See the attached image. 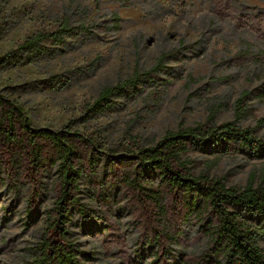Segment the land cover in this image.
Wrapping results in <instances>:
<instances>
[{"label":"rangeland","instance_id":"1","mask_svg":"<svg viewBox=\"0 0 264 264\" xmlns=\"http://www.w3.org/2000/svg\"><path fill=\"white\" fill-rule=\"evenodd\" d=\"M223 1L227 11L217 17L212 0H0V97L14 102L33 127H67L93 141L87 151L92 171L79 170L78 206L70 209L65 225L83 264H124L118 249L135 264L152 260L154 245L141 242L135 209L123 192L125 180L136 171L135 147L147 148L168 132L204 125L210 113L213 125L232 122L264 141V98L247 100L239 117L233 110L241 92L264 81V0ZM112 15L119 18L115 31L107 29ZM61 18L91 35L67 37L63 47L44 42L52 55L42 59L25 53L15 65L5 60L19 43L50 31ZM244 48L260 57H242ZM158 63L162 71L125 89L112 108L91 118L83 115L102 88ZM179 158L193 177L205 174L240 189L252 174L254 184L264 187V154L239 148L224 153L220 144H209ZM139 171L156 191L158 177ZM55 177L54 170L41 175L37 208L27 217V182L14 179L11 190L0 168V264H25L35 255ZM223 206L259 229L255 243L264 261V215ZM191 219L181 226L177 243L169 244L166 264H182L183 257L196 258L205 249L206 240ZM161 221L164 234L171 236ZM113 233L123 246H107Z\"/></svg>","mask_w":264,"mask_h":264},{"label":"trees","instance_id":"2","mask_svg":"<svg viewBox=\"0 0 264 264\" xmlns=\"http://www.w3.org/2000/svg\"><path fill=\"white\" fill-rule=\"evenodd\" d=\"M212 6L217 17H222L227 11L223 0H212ZM239 19L248 23L242 17ZM118 22L119 18L112 15L107 29L117 30ZM91 33L82 25L71 27L66 18H61L56 20L50 31L28 37L4 58L14 65L25 53L34 59H42L52 55L43 47L44 42L63 47L67 37L90 36ZM241 55L260 57L250 55L246 48ZM159 66L158 63L144 73L135 70L126 80L102 88L96 98L83 108V115L91 118L112 108L114 98L122 96L125 89H135L138 84L155 76L161 70ZM262 98L264 81L253 90L239 94L233 106L234 117L245 113L247 100ZM211 117L212 113L204 125L168 132L150 147L134 148L131 160L136 171L125 180L123 192L135 209L133 220L141 242L154 245L149 264H166L169 244L177 243L181 226L191 216L198 234L206 240L205 249L196 258L183 257L182 264H264L263 255L255 243L260 236L259 229L246 224L237 213L223 206L231 204L264 215V187L254 184L252 174L240 189L226 187L220 179H210L205 174L193 177L179 158L184 152L209 144H220L224 153H232L239 148L249 153L264 154V141L253 137L249 130L234 126L232 122L215 126ZM92 145V140L71 132L67 127L58 130L33 127L14 102L0 97L1 173L11 190L15 189L11 184L14 179L27 182V217L37 208L41 175L54 170L56 176L52 206L45 215V228L35 245V255L25 264H83L78 260L80 252L67 237L65 225L70 209L78 206L79 172L91 174L93 163L87 151ZM140 168L158 177L156 191L149 189ZM161 219H165L171 236L164 234L166 228ZM111 227L115 231L113 225ZM110 243L123 246L122 238L115 233L107 241L108 247ZM118 250L124 264H135L126 253H120L122 249Z\"/></svg>","mask_w":264,"mask_h":264}]
</instances>
